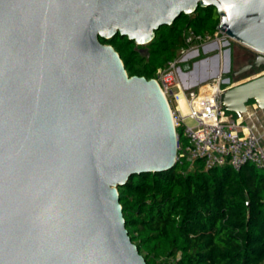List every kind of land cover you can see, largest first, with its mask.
<instances>
[{"label":"water","instance_id":"95a60500","mask_svg":"<svg viewBox=\"0 0 264 264\" xmlns=\"http://www.w3.org/2000/svg\"><path fill=\"white\" fill-rule=\"evenodd\" d=\"M197 6L253 52L230 77L264 67V0H0V264H147L117 188L171 169L177 133L155 79L128 76L99 38L143 46ZM183 69L185 87L204 82L219 54L193 62L197 80ZM219 99L235 118L249 101L264 109V74Z\"/></svg>","mask_w":264,"mask_h":264},{"label":"trees","instance_id":"16d2710c","mask_svg":"<svg viewBox=\"0 0 264 264\" xmlns=\"http://www.w3.org/2000/svg\"><path fill=\"white\" fill-rule=\"evenodd\" d=\"M218 22L214 7L197 6L146 45L118 33L99 40L115 49L128 76L149 79L187 46L186 29L213 34ZM117 189L125 227L147 264H264V169L252 163L204 169L196 159L136 174Z\"/></svg>","mask_w":264,"mask_h":264},{"label":"built area","instance_id":"2783aa9c","mask_svg":"<svg viewBox=\"0 0 264 264\" xmlns=\"http://www.w3.org/2000/svg\"><path fill=\"white\" fill-rule=\"evenodd\" d=\"M183 34L187 46L180 48L177 56L164 67L157 68L152 77L168 103L175 129L181 128L180 135L177 134L175 162L190 164L200 159L204 169L229 164L236 170L245 163H252L264 169L263 136L251 131L243 132L241 123L220 103L221 93L235 84L230 77H223L227 73L224 61L219 64V73L210 80L185 87L180 78L179 64L186 63L192 51L199 46L204 49L214 45L222 57V48L230 44L229 37L217 28L213 34H196L191 28ZM226 49L229 48L223 52ZM262 74L264 67H260L253 77ZM187 117L193 124L185 122Z\"/></svg>","mask_w":264,"mask_h":264},{"label":"rangeland","instance_id":"374dc122","mask_svg":"<svg viewBox=\"0 0 264 264\" xmlns=\"http://www.w3.org/2000/svg\"><path fill=\"white\" fill-rule=\"evenodd\" d=\"M221 40L225 41L224 38H221ZM227 40L230 42V44L225 46V48H227V47L229 48L230 72L224 73L223 77H230L231 71L238 69L239 67H241L242 65H244L246 63L252 62L253 58H254L253 52L250 49H248L247 47L241 45L240 43H238L232 39L227 38ZM225 48H222V53H224L223 50ZM217 53L219 54V48H212L209 51L204 52L203 49L198 47V54L199 55L197 57L190 58L189 60H191L190 63H192L194 61L206 59V61L210 64L211 63V57ZM224 59H225L224 55L222 57L220 56L219 57V64H220L221 60L224 61ZM179 65L183 69L184 63H180ZM197 67L199 68V64ZM257 70L247 71V72H245V73H243V74H241L235 78L230 77L231 81L236 83V82H240V81H244L246 79L252 78L256 74ZM210 79H212V78H209L208 80H210ZM225 85L226 84H223V86H225ZM185 122L187 124H193V121L188 117L185 119Z\"/></svg>","mask_w":264,"mask_h":264},{"label":"crops","instance_id":"0c3cea01","mask_svg":"<svg viewBox=\"0 0 264 264\" xmlns=\"http://www.w3.org/2000/svg\"><path fill=\"white\" fill-rule=\"evenodd\" d=\"M201 49H203L201 46H199ZM208 49L214 48V45H208L204 47L203 51ZM205 52V51H204ZM198 54V49L192 51L188 56L189 58H194L197 57ZM191 60H188L186 63L189 64V68H191L190 71L185 69V73L187 75L186 79L187 81H193L196 79L197 75L199 74V71H197V74L194 75L193 73V62L190 63ZM200 68V66H199ZM198 68V70H199ZM200 83V82H199ZM235 118V117H234ZM237 120L241 123L242 125V130L243 132L251 131L256 134H261L263 136V141H264V109H259L256 107V105L252 103L247 104V109L244 114L241 115L240 118H237Z\"/></svg>","mask_w":264,"mask_h":264},{"label":"bare ground","instance_id":"6f19581e","mask_svg":"<svg viewBox=\"0 0 264 264\" xmlns=\"http://www.w3.org/2000/svg\"><path fill=\"white\" fill-rule=\"evenodd\" d=\"M225 61V60H224Z\"/></svg>","mask_w":264,"mask_h":264}]
</instances>
